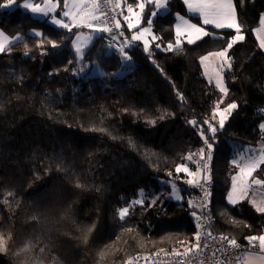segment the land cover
<instances>
[{
	"label": "trees",
	"instance_id": "1",
	"mask_svg": "<svg viewBox=\"0 0 264 264\" xmlns=\"http://www.w3.org/2000/svg\"><path fill=\"white\" fill-rule=\"evenodd\" d=\"M234 2L244 39L230 49L236 30L209 26L217 36L168 50L177 14H188L184 0H169L153 21L157 41L149 50L127 45L129 61L109 49L107 32L81 60L75 32L20 7L1 18L0 8V28L24 36L0 53V264H125L144 252L193 247L198 190L177 168L204 143L216 155V230L238 240L263 233L264 212L226 200L234 145L264 139V51L255 36L264 0ZM122 31L130 36L125 23ZM225 49L223 94L201 58ZM232 103L238 107L221 128L217 106ZM171 183L182 200L170 197Z\"/></svg>",
	"mask_w": 264,
	"mask_h": 264
},
{
	"label": "built area",
	"instance_id": "2",
	"mask_svg": "<svg viewBox=\"0 0 264 264\" xmlns=\"http://www.w3.org/2000/svg\"><path fill=\"white\" fill-rule=\"evenodd\" d=\"M101 14L102 20L106 27L111 28V32H107L105 37L109 49L118 57H122L121 47L128 53V47L124 41L122 28H117L116 22L122 19L123 11L119 4V0H96ZM211 128H215L213 133ZM209 132L211 135L218 133V128L214 124H210ZM201 150L203 154L201 155ZM211 156L209 160L208 157ZM192 158L198 159L202 169V179L197 185L198 196L195 207L196 214L194 221L197 226V234L200 248L197 251L195 245L188 249L171 250L161 248L152 252H144L142 254L132 256L125 264H245L247 256L250 252L259 250V241H250L247 236L244 240H238L234 236L224 235L216 230V216L212 208L213 194L215 191V151L209 149L206 143L196 147L192 153ZM207 165V167L205 166ZM210 175L211 179H207ZM210 193L207 200L205 193ZM226 237L228 239H222ZM229 239H234L237 246L229 244ZM187 253V254H185Z\"/></svg>",
	"mask_w": 264,
	"mask_h": 264
},
{
	"label": "snow or ice",
	"instance_id": "3",
	"mask_svg": "<svg viewBox=\"0 0 264 264\" xmlns=\"http://www.w3.org/2000/svg\"><path fill=\"white\" fill-rule=\"evenodd\" d=\"M153 2L155 3L156 7L159 9H164L166 8L167 5V0H153ZM184 2L186 4H188V7L190 9V11L192 12H196L199 13L203 16V23L205 25H214L217 28H224V27H228V28H234L236 29V35L232 37L231 42L228 44V48L230 49L232 47V45L238 41V40H243L244 37L243 35L240 34V24L237 22V16H236V11H235V7L232 3V0H184ZM18 0H6V2L4 4H0V8H10L14 5H17ZM95 5H96V0H93V11H89L86 12L82 15H80L79 17L70 12V11H64L62 13V15L64 17H71L72 18V26L74 27H80V26H87L89 28H93L94 25L93 23H91V21H98L99 17H97L96 15H94V10H95ZM58 6V4L53 3L52 0H44V6H41L40 4H33L30 3L29 0H24V2L22 4L19 5V7L28 10L34 14H40V15H44V16H48L49 14H51L52 12L55 11L56 7ZM75 6V5H74ZM65 7L68 8L69 4H68V0H65ZM139 7L141 8V10H143L144 8V4L141 3L139 5ZM129 11L131 12V6H129ZM156 13H153V15H155ZM182 19V18H181ZM125 20H129V17H125ZM137 20H139V16L137 15ZM52 23H54L55 25L62 27L64 29H68L69 31H71V27L69 24L64 23L63 20L60 19H52ZM106 23V21L104 22ZM150 23V22H149ZM184 25L186 27L187 33H188V43H195L197 40H200L202 38V36H206L209 33H207L205 31L204 28L199 27L195 24H190L188 23V21H184ZM117 28L120 27L119 22H116L115 25ZM129 28H133L136 27L135 24L131 23V21H129L128 24ZM96 32H111L112 29L108 28V27H96L94 29ZM150 28H145L142 30V32L140 34L137 35H133L132 36V40L133 41H137V40H143L144 41V47L145 50H147L148 48V40L144 39V33L149 32ZM37 35H40L39 33H37ZM181 35V31H180V26H177V46H179L180 44V40H179V36ZM16 39H19V37H17ZM79 40V37L77 38ZM153 39H155V37H153ZM10 43L9 39L7 37L3 36V33H0V53L5 52L6 48L8 47V44ZM52 46L58 47V45L55 44V42H52ZM173 45L169 44L168 45V50H172L173 49ZM261 47L264 48V40L261 41ZM120 51L123 55V59L126 61L131 60V57L127 54V52L124 50V47L120 48ZM76 52L78 54L82 55V50L79 46L76 47ZM210 55H215L221 58H226L227 57V49L218 52V53H212ZM201 60H207V57H202ZM229 67L231 66L230 64L228 65ZM217 85L220 86V89L222 92H226V89L222 86V80L218 79L217 80ZM238 107V105L236 103H232L229 104L227 106V108H225L222 112H220V121H219V126L221 128H223L225 120L228 118L226 114L230 113L232 110L236 109ZM194 123V122H193ZM262 127H264V125H262ZM211 131H213V133L216 131L215 128H211ZM209 149H211L212 145H208ZM203 154V150H201V155ZM191 157H189L190 159ZM208 159H211V156L209 155ZM264 162V154L261 155L259 160L253 161L252 163H250L247 166V171H245V169H241V173L242 175L239 177H233V187H232V193L229 194L228 196V201L232 204H236L237 203V199H244L246 192H247V187H248V177L251 176L252 172L255 171L256 167H258L259 163ZM207 167V165H205ZM188 171L186 168H184L183 166H180L177 168V171ZM207 179H211L210 175L207 177ZM240 180L241 182V186L238 189L237 185H236V181ZM197 184H199V181H196ZM253 183L255 184H262L264 183V181H260V180H255L253 181ZM237 193H239V195L237 196ZM210 193H205V199L207 200L208 196H210ZM255 203V202H253ZM257 210L260 212H264V206H257ZM128 209L124 208L121 209L119 212V215L121 218H123L124 216H126L128 214ZM199 239V234H197V240ZM222 239H228L226 237H222ZM250 241H259V247L261 250H264V235H261L259 237H249L248 238ZM229 244H231L232 246H237L236 241L234 239H229ZM195 249L198 251L200 248L199 243H197L195 246ZM0 250H3V239L0 238ZM192 249H188L187 252H191ZM187 254V253H185ZM258 259L264 261V257H258ZM129 264H131V261H129Z\"/></svg>",
	"mask_w": 264,
	"mask_h": 264
},
{
	"label": "rangeland",
	"instance_id": "4",
	"mask_svg": "<svg viewBox=\"0 0 264 264\" xmlns=\"http://www.w3.org/2000/svg\"><path fill=\"white\" fill-rule=\"evenodd\" d=\"M23 2H24V0L18 1L17 5H14L10 8H7V9L1 8V10L3 11V14H2L3 16L1 18L4 17V12L6 13L7 11H11V10L18 8L19 5L22 4ZM29 2L33 3V4H40L41 6H44V0H40V1L39 0H29ZM52 2L58 4V6L56 7L55 11L52 12L51 14H49L48 16H44V15H40V14H34L28 10H25L23 8L22 9L24 11L29 12L32 16H34L36 18H39L42 20H48L53 26H55L58 29L68 30V29H64V28L59 27V26L55 25L54 23H52L53 18L63 20L64 23L69 24L71 27L70 32H75L74 36H73V40H72V48L75 52H76L77 46H79L81 48L82 55L78 54L77 52H76V54L82 60L86 51L93 44L94 40L103 33V32H96L94 29L96 27H106V25L104 24V22L102 20V14H101L98 6L95 5V10H94L93 14L96 15L97 17H99V20L98 21H91V23H93L94 27L89 28L85 25V26H80V27H78L79 28L78 30H75L76 27L72 26V18L71 17H64L62 15V13L64 11H70L79 17L80 15H82L86 12L93 11V8H94L93 0H68V4H69L68 8L65 7V4H64V7H61L59 0H52ZM141 3L144 4L143 10H141V8L139 7V5ZM232 3H234V0H232ZM119 4L124 9L122 19L119 21L120 27L123 28V23H125V25L128 27L129 21H131V23L136 25V27H133V28L128 27V30L130 31V36L127 37L125 35L126 45H128L130 47L132 44L138 43V42H140L144 45L143 40L133 41L132 36L140 34L142 32V30L145 28H150L149 32L144 33V39L148 40V42H149L148 48H147V50H149L151 45L155 41H157V39H158V36L156 35L155 29L153 26V21L157 17L158 14H160V13L165 14L170 10L169 0H167V5H166V8H164V9L157 8L155 3L153 2V0H119ZM150 5L153 6L151 9L152 11H151V14L149 15V17L147 19L148 23H144L146 13H147ZM129 6H131V9H132L131 12L129 11ZM186 7L188 9V14H181V13L177 14L176 23H175V26H176L175 31H176V35H177V26L179 25L180 31H181V35L179 36L180 44H179V46H177V39L175 42L170 43L171 45L174 46L173 49L181 47L184 44V42H188V33H187L186 27L184 25V21H188V23H190V24H195L199 27H202L205 29V31L207 33H209L206 36H202L201 39L206 38L209 35L210 36H217V33L213 32L209 28V26L215 27L214 25H211V24L205 25L203 23V16L201 14L190 11L188 4H186ZM153 13H156V14L153 15ZM137 15L139 16V20H137ZM193 16H200L201 18L199 17V20H196V19L192 18ZM125 17H129V20H125ZM237 20H238V16H237ZM238 23H239V21H238ZM82 28H85V29H82ZM215 28H217V27H215ZM226 29L236 30L234 28H228V27ZM0 33H3V36L7 37L9 39L10 43L8 44V46H10L11 44H13L17 41H20L24 38V36L22 34H16L15 36H10L5 31H3V29H1V28H0ZM37 33L40 34V31H37L36 34ZM240 34L243 35V37H244V34L241 30V27H240ZM17 37H19V39H16ZM78 37H79V40L77 39ZM153 37H155V39H153ZM197 41H199V40H197ZM238 41H241V40H238ZM238 41H236V42H238ZM167 49H168V47H167ZM218 52H221V51H214V52H210V53L204 55L203 57H207V60H203V61L201 60V61H202L205 77L211 83H213L220 91H221V89H220V86L217 85V80L218 79L222 80V86L226 89V92H222V91L221 92L223 94H226L228 92V89H227V84L225 81V71L231 67V66L230 67L228 66L229 64L231 65V59L229 57L228 51H227V57L226 58H221V57H218L215 55H210L212 53H218ZM94 72L96 74L98 73L100 75L105 73L104 70L99 66L95 67ZM125 73H126V71L122 70L121 72H119V75L122 76ZM224 109L225 108H221L220 106H217L216 113L219 116L218 117L219 121L221 118L220 112H222ZM230 113L226 114L227 117H229ZM213 136H215V135H213ZM190 156H191V154H190ZM191 159H193L200 166V162L198 159H194V158H192V156H191ZM185 165L186 164H184L182 166H185ZM171 185L173 186V188H172L170 197L175 199V200H182V193H181L180 188L178 186H176L174 183H171ZM144 199H146V192L142 191L139 201L143 202Z\"/></svg>",
	"mask_w": 264,
	"mask_h": 264
},
{
	"label": "crops",
	"instance_id": "5",
	"mask_svg": "<svg viewBox=\"0 0 264 264\" xmlns=\"http://www.w3.org/2000/svg\"><path fill=\"white\" fill-rule=\"evenodd\" d=\"M233 5L235 7V2L233 3ZM122 11L124 13L123 8H122ZM187 11H188V9H187ZM235 11H236V7H235ZM236 16H237V11H236ZM198 17H200V16H198ZM237 22H238V20H237ZM224 28L226 29L227 27H224ZM224 28H219V29H224ZM123 36H125L124 33H123ZM255 36H256L258 43L261 47V41L264 40V15L261 19L259 26L255 29ZM262 49L264 51V48H262ZM263 129H264V127H263ZM234 150H235V154L232 158V162L235 165H237V172L233 175V177H239L242 175V173H241L242 168L245 169V171H247V166L250 163H252L253 161L259 160L261 155L264 154V139L261 142H259L257 145L242 146L240 144H235ZM263 163L264 162L259 163V165H258V167H256L255 171H253L251 176L248 177V180H247L248 187H247L246 195H245L244 199H237L236 204L247 200V201H250L251 203L255 202L253 204L256 207L258 205L264 206V183H262V184L253 183V181H255V180L264 181V171H262V174L258 173L261 166L263 165ZM183 167L188 170V171L181 170L185 174V176L187 177L188 183L197 186L198 184L196 183V181L200 182V180L202 179V170H201L200 166L198 165V163H196L193 159L190 158L188 160V162L186 163V165ZM233 177H232L231 185H230V187L227 191V194H226V200L228 203H230L228 201V196L230 193H232ZM236 185H237V188L239 189L241 186V182L239 179L236 181ZM238 195H239V193H237V196ZM230 204L236 205V204H232V203H230ZM261 235H264V230H263V233ZM258 257H264V250H261L259 248L258 251L250 252L247 256V260H246L245 264H264V261L258 259Z\"/></svg>",
	"mask_w": 264,
	"mask_h": 264
},
{
	"label": "bare ground",
	"instance_id": "6",
	"mask_svg": "<svg viewBox=\"0 0 264 264\" xmlns=\"http://www.w3.org/2000/svg\"><path fill=\"white\" fill-rule=\"evenodd\" d=\"M197 187V186H196ZM196 236H197V234H196Z\"/></svg>",
	"mask_w": 264,
	"mask_h": 264
}]
</instances>
